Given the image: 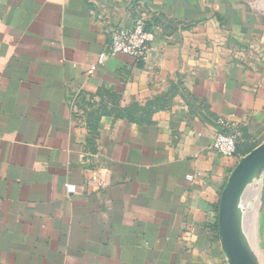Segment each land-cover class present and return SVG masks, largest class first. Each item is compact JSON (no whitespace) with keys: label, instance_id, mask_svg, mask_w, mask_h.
Masks as SVG:
<instances>
[{"label":"crops","instance_id":"1","mask_svg":"<svg viewBox=\"0 0 264 264\" xmlns=\"http://www.w3.org/2000/svg\"><path fill=\"white\" fill-rule=\"evenodd\" d=\"M251 1L0 0V264H231L220 194L264 142ZM142 15L147 57L91 69Z\"/></svg>","mask_w":264,"mask_h":264},{"label":"water","instance_id":"2","mask_svg":"<svg viewBox=\"0 0 264 264\" xmlns=\"http://www.w3.org/2000/svg\"><path fill=\"white\" fill-rule=\"evenodd\" d=\"M262 162H264V142L241 157L232 170L220 194L219 231L231 264H255L250 257V249H247L245 242L241 240L244 245L243 248L236 240L235 218L238 205L243 206V203L248 199V196L244 191L247 180L254 169ZM263 203L264 196L261 209Z\"/></svg>","mask_w":264,"mask_h":264},{"label":"built area","instance_id":"3","mask_svg":"<svg viewBox=\"0 0 264 264\" xmlns=\"http://www.w3.org/2000/svg\"><path fill=\"white\" fill-rule=\"evenodd\" d=\"M155 37V32L147 28L145 15L138 17L130 27L117 26L111 31V41L107 44V48L100 53L98 63L92 65L91 69L94 70L99 65H104L116 55H126L142 61L152 49ZM211 148L224 157H233L237 153V137L233 133L219 132L215 136Z\"/></svg>","mask_w":264,"mask_h":264},{"label":"rangeland","instance_id":"4","mask_svg":"<svg viewBox=\"0 0 264 264\" xmlns=\"http://www.w3.org/2000/svg\"><path fill=\"white\" fill-rule=\"evenodd\" d=\"M251 2L253 5L264 7V0H252ZM244 191L248 199L243 206L238 205L237 207L235 237L243 248L241 240L245 242L247 249H250L252 261L255 264H261V258H264V237L260 229L263 225L260 213L264 196V162L254 169L247 180Z\"/></svg>","mask_w":264,"mask_h":264},{"label":"bare ground","instance_id":"5","mask_svg":"<svg viewBox=\"0 0 264 264\" xmlns=\"http://www.w3.org/2000/svg\"><path fill=\"white\" fill-rule=\"evenodd\" d=\"M252 211V210H251ZM242 232V231H241ZM242 235V234H241Z\"/></svg>","mask_w":264,"mask_h":264},{"label":"trees","instance_id":"6","mask_svg":"<svg viewBox=\"0 0 264 264\" xmlns=\"http://www.w3.org/2000/svg\"><path fill=\"white\" fill-rule=\"evenodd\" d=\"M237 154V153H236Z\"/></svg>","mask_w":264,"mask_h":264}]
</instances>
